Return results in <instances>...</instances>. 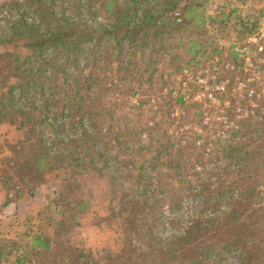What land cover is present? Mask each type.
<instances>
[{"label": "rangeland", "instance_id": "374dc122", "mask_svg": "<svg viewBox=\"0 0 264 264\" xmlns=\"http://www.w3.org/2000/svg\"><path fill=\"white\" fill-rule=\"evenodd\" d=\"M192 2L194 1L14 0L12 3H0V91L7 89V85L18 83L17 72L12 70L15 66L14 60L20 57V62L30 57L33 54L30 45L35 39V34H44L48 31V27L40 22L50 16L44 14L40 10L41 7H48L58 18H68L76 23L88 19L91 25L98 24L105 27L116 22L125 25L131 20L136 23L140 21L138 14L140 15L141 11L150 10L149 12H152L156 19L150 20L143 35L136 38L137 42L123 41L119 48L112 45L104 46L107 47L104 56L95 66L88 62L90 56L87 54L88 45L82 46L77 53L76 60L84 77L99 74L102 81L111 82L113 88H116L108 98H102L101 107L104 109V117L97 120L96 128L104 143L109 140L110 131L113 133L111 134L113 138L121 131V142L128 143L131 148L141 145L153 146L154 151L158 145L168 141L183 143V138L190 136L188 141L190 142L192 137L202 135L203 139L197 142V146L203 147L204 150H202L204 154L202 163L197 162L194 168L184 170L183 177L188 175L192 185L183 186L178 183L175 192L165 200L152 189L147 199L137 198L142 204L144 215L149 218V229L146 231L135 229V232H131L132 227L121 226L123 221L119 216L111 220L103 219H108L112 213L118 214V210L129 213L130 209L123 207L122 199L124 195H128V200L133 202L137 195L135 189L140 187L136 179L126 178L133 169L137 173L132 163L142 167L149 178L142 186L158 187L156 174L171 171L165 164L170 159L178 161L177 150L170 151L171 156H165L167 160H162L157 168H151L146 161L153 158L152 151H147L146 156L137 151L126 154L115 142L112 145L115 147L110 150V156L112 155V160L116 161L115 170L122 171L120 176L118 175L119 178L112 180L114 172L101 168L104 164H100L97 172L91 169L85 171L81 168L75 170L69 167L68 171L59 168L40 178L31 169L17 167L11 169L2 163L4 159L11 157V147L26 138L25 132L19 128L20 117L15 118L10 113L9 119L0 122V190L5 195L12 196L10 208L3 210V204L0 206V240L4 245L15 246L16 250L10 257L12 263L17 257L23 256L26 264H134L136 262L154 264L156 261L150 258H154L155 252L160 250L150 247L153 245V240L147 238V233L153 232V235L160 240L158 247L166 249L172 239L183 236L192 225H197L194 236L189 240L194 246L201 244L210 248L212 245L235 239L240 235L246 236L247 239L255 236L258 239L257 244L264 246V211H258L256 220L249 221L246 226L236 231L223 224L214 225L210 222V219L216 217L220 211L227 210L228 202L225 197L218 202H211V198L208 197L201 206L198 197L187 191L200 182L198 173H204L207 169L214 171L222 169L223 175L219 184L221 186L225 184V193L228 185L244 190L253 187L259 190V193L247 191L246 198H249V202L245 205L240 204L238 209L251 208L248 210L251 213L257 206L264 204V130L253 132L242 140L247 144L258 141L263 145L262 151H258L257 156L252 159V171L260 168L258 177L253 180L247 178L246 172L240 173L236 170L234 173L235 166H227L225 162L218 164L211 160L217 148L231 143L232 135L238 129H246L249 125L250 130H254L264 120L257 116L254 120L253 104L249 101L247 92L239 90V83L247 82L254 92L259 93L263 90L264 66L256 69L254 65L253 71L241 72L239 65H245L244 59L239 57L236 60L230 54L233 52L234 42L242 46L248 37L260 33L264 25V8L249 7L242 0H197L196 3L201 6L200 11H205L212 21L208 20L205 28H196L195 31L189 32L193 38L202 41V46L198 49L201 47L204 49L203 55L199 54L192 59V54L187 53V45L180 46L178 42L182 38H187L189 33L174 31L176 27H173L181 25L182 31L189 27L193 29L194 25L186 21L187 15L184 11L185 5ZM108 3H114L111 10ZM174 4L177 6L173 9ZM234 10L237 12V17L243 19L250 17L258 24L251 34L241 26L234 27L235 17L227 21L224 32L218 31V26L213 23L214 18ZM25 22L28 25L25 31L21 32L22 24ZM216 48L217 51L223 52L218 58L222 59L221 64L226 72L220 77L229 81L228 95L219 96L217 103L210 104L207 98H198L205 92L198 88L197 79L202 77L208 79L211 74V63L215 59L210 60V58ZM52 50L54 49L50 48L47 52L50 53ZM7 53H11L13 57H7ZM226 66L233 67L234 70L232 68L226 70ZM252 79L257 80L254 83ZM179 97H183L187 104L182 106L177 103L174 99ZM171 100L174 102H170ZM260 108L264 110V103ZM197 113H202V117L198 118ZM221 115L229 117L230 123L234 122L237 129L223 134L225 125L216 120ZM206 117L210 119L209 125L205 124ZM71 125L68 121L67 126ZM127 128L132 129L130 133L132 135L127 133ZM79 131L83 132L82 128ZM73 134L74 132H69L66 135L70 137ZM257 137L260 140H257ZM29 138L35 140L37 134L30 135ZM191 151L193 154V149ZM170 174L176 175L172 171ZM7 179H12V182L8 184ZM165 181L168 182L166 179ZM0 200L2 202L5 198L0 197ZM84 203L88 210L81 209ZM144 215L138 217H145ZM235 216L230 215L227 223H231ZM155 221H162L164 225L161 222L156 224ZM233 231L237 232L236 235ZM34 235L49 238L52 249L38 251L39 253L32 250L31 237ZM244 248L242 243L241 249ZM139 249L140 251L148 249L151 253L139 254ZM251 251L250 248L248 253L251 254ZM189 257L188 255L183 258L182 262ZM168 258L166 256L165 261ZM11 261L5 264H10ZM240 261L241 256L236 251L217 249L211 261L203 264H240ZM166 263L177 264V261L170 259Z\"/></svg>", "mask_w": 264, "mask_h": 264}, {"label": "trees", "instance_id": "16d2710c", "mask_svg": "<svg viewBox=\"0 0 264 264\" xmlns=\"http://www.w3.org/2000/svg\"><path fill=\"white\" fill-rule=\"evenodd\" d=\"M193 1L184 7L187 15L186 21L190 25H194L193 29L189 27L187 30L182 31L180 29L181 25H175L173 26L176 27L174 31L189 33L190 31H195L196 28H205V23L211 20V17H207L205 11H200L201 6H198L197 0ZM113 5L114 3H108L109 10L113 8ZM176 6L174 4L173 9ZM47 8H40L44 14L50 16L40 22V24L48 27L47 33L35 34V39L30 45L33 49V54L30 57L20 62V57H16L14 60L15 66L12 70L17 72L18 83L7 85V89L4 88L3 91H0V122L3 119H9L10 113L15 118L20 117L19 128L25 132L24 136L26 137L23 142L11 147V157L4 159L2 163H5L11 169H15V167L31 169L40 178L44 177L45 174L57 171L59 168H64L63 170L68 169V171L69 167L75 170L81 168L85 171L91 169L97 172L99 171L100 164H104L101 168L107 169L111 173L114 172L111 178L114 180L115 178H119L122 173L120 170H115L114 164L116 161L114 162L112 155L110 156V150L115 147L112 146L115 142H117L120 150L126 154L130 152L133 154L137 151L146 156L147 151H152L153 158L150 161L148 159L146 161V163L149 162L148 167L151 168H157L162 160H167L166 157L171 156L170 151L177 150L179 152L177 156L179 158L178 161L170 159L165 164L166 168H169L176 175H171V171L158 172L156 174L158 187L153 185L152 187L149 185L142 186L147 183V179L149 178L142 167H138L135 163H132L137 173L133 169L131 173L129 171L126 178L130 177L138 181V186L140 187L135 189L137 195H135L136 198L133 201L136 203L133 204L131 200H128L129 196L124 195L125 197L122 199L123 207L130 209L129 213L119 212L120 210H118V214L112 213L108 219H103L111 220L119 216L123 221L121 226L132 227L131 232H135V229L137 231H146L149 229V218L144 215L142 204L137 198L147 199L148 193L152 189L153 192L163 196L165 200L175 192V187L178 183L179 185L180 183L183 184V186L192 185V181L188 179V175H184L183 177V174L185 169L194 168L197 162L202 163L203 161V147L199 148L197 146V142L203 139L202 135L192 137L190 142H188L190 136H185L183 143L168 141V143L158 145L155 151L153 146L141 145L131 148L128 146V143L120 141L121 131L119 134L116 133L115 138H113L111 135L113 133L110 131V134H108L109 140L105 143L102 142L103 139L96 128L97 120L104 117V109L101 107L103 104L102 98H108L110 94L115 92L116 88H113L111 82L102 81L99 74L84 77L81 74L82 69L78 66L76 56L82 46L88 45L87 54L90 55L88 62L95 66L104 56L105 49L107 48L104 46L112 45L115 48H119L123 41L132 43L137 37L143 35V31L149 25L150 20L152 21L153 18L154 20L156 18L147 9L141 11L140 15L138 14L140 21L136 23H133L131 20L130 23L127 22L125 25H122L123 23L121 22H116L115 24L110 23L105 27L98 24V26L96 24L91 25L88 19L84 22L76 23L68 18H58L55 13ZM236 10L231 13H222L221 16L219 15L217 18H214L215 21L213 23L218 26V31L224 32L227 27V21L235 17L234 27L241 26L248 31L247 33L251 34L258 24L255 23L253 18L243 19L240 16L237 17ZM123 22L125 23L126 21ZM26 25H28L26 22L22 24L21 32L25 31ZM250 26L251 28H249ZM205 34H208L207 30ZM178 42L180 46L187 45V53L192 54V59L199 56V54L203 55V47L198 49L202 46V41L193 38L192 34L189 33L187 38H182ZM102 44L104 45L102 46ZM235 44L234 42L233 46ZM50 48L54 50L48 53L47 51ZM212 53L210 60L221 57L223 52L221 50L217 51L216 48ZM230 54L236 60L239 59L238 53L231 52ZM6 55L7 57H13L11 53H7ZM2 57L6 56L2 55ZM174 100H177V103L182 106L187 104L183 97ZM170 102L174 101L171 100ZM262 103H264V99L259 102V107ZM259 107L253 109L254 120L256 116L260 119L264 118V110L259 109ZM196 115L198 118L202 117V113H197ZM68 121L72 124L70 127L67 126ZM80 128H82L83 132L79 131ZM259 130H264V120L254 130H250L249 125L246 129H238L237 132L233 133L231 143L217 148V152L211 160H214L218 164L225 162L227 166H235L233 168L234 173L236 170L240 173L246 172L249 179L253 180L258 177L257 174L260 168L258 167L252 171V159L257 156L258 151H262L263 145L262 143H258V141L247 144L243 143L242 140L253 132L258 133ZM69 132H74V134L68 137L66 134ZM127 133H132V129L127 128ZM35 134H37V139L32 140L29 138L30 135ZM191 149H193L195 155L194 153L192 154ZM200 150L203 151L201 152ZM116 158H118V155ZM222 172V169L219 171L207 169L204 173H198V179H201L200 182H197L196 186L190 187L187 191L189 194H195L198 197L201 206L204 201L208 200V197L211 198V202H218L225 197L228 202L227 210L220 211L216 217L210 219V222L214 225L219 224L222 226L223 224L227 228L229 227V229L237 231L246 226L249 221L256 220L255 216L259 215L258 211H264V204L257 206L251 213L248 212L251 208L238 209L240 204L245 205L249 202V198H246L247 191L259 193V190L254 187L250 190H244L234 187V185H228L227 192L225 193V184H222V186L219 184L222 179ZM11 182L12 179H7L8 184ZM254 195L258 196V194ZM11 204L12 197L7 196L3 206L6 208ZM235 206L236 209L234 210ZM81 209L88 210V207L84 203ZM141 213L145 217L139 218L138 215L142 216ZM230 215L236 216L231 220V223H227ZM158 222L164 225L162 221H155L156 224ZM196 228L197 225L189 227L183 236L172 239L166 249L158 247L159 238L149 231L147 238L153 240V245L150 247L160 250V252L156 251L155 257L150 259L156 261L154 264H168L166 262L170 259L177 261V264H203L204 262L211 261L215 250L227 249L230 252L236 251L241 256L240 264H264V246L263 244H257V237L252 236L247 239L246 236L240 235L239 237H235V239H228L212 245L210 248L203 247L201 244L194 246L190 244L189 240L194 236ZM233 232L236 235L237 232ZM125 233H127L126 230ZM2 242L0 240V264H5L10 260L16 248L15 246L4 245ZM242 243L245 247L244 249H241ZM250 248L252 249L251 254L248 253ZM31 249L37 252L49 251L52 249V243L46 236L34 235L31 237ZM24 252L26 253L27 251L25 250ZM138 252H140L139 254L151 253L148 249L145 251H140L139 249ZM188 255L190 257L182 262V259ZM166 256L169 258L165 261ZM21 261L26 262V259L23 256L16 259L18 263ZM137 263L140 262L134 264Z\"/></svg>", "mask_w": 264, "mask_h": 264}, {"label": "built area", "instance_id": "2783aa9c", "mask_svg": "<svg viewBox=\"0 0 264 264\" xmlns=\"http://www.w3.org/2000/svg\"><path fill=\"white\" fill-rule=\"evenodd\" d=\"M14 0H0V3H12ZM243 3H246L247 6H260L264 8V0H242ZM264 28V25H263ZM262 28V29H263ZM260 30V33L253 34L247 38L242 46L235 44L233 46V52L238 53L239 57L244 59L245 65H239V69L241 72H248L254 70V65H256V69H261L264 66V30ZM221 58H215L214 61L211 63V74L209 75L208 79L204 77L197 79V86L201 89L204 94L199 96L198 98L201 99L202 97L207 98L209 103H217L220 99L219 96L228 95V85L229 81L222 80L221 74L225 73V69L221 64ZM234 70L233 67L226 66V70L231 69ZM257 79H252V82L255 83ZM247 82V81H246ZM248 83V82H247ZM247 83H239V90L241 92H247V96L249 101L253 104L254 109L259 107V102L264 99V89L261 90L259 93L254 92L252 88H249ZM250 85L252 83L249 82ZM247 99V100H248ZM227 105V104H226ZM220 124H224L225 127L224 133L229 132L230 130H236L235 123L229 121V117L220 116L216 119ZM210 119L206 117L205 124H209ZM226 129V131H225Z\"/></svg>", "mask_w": 264, "mask_h": 264}, {"label": "crops", "instance_id": "0c3cea01", "mask_svg": "<svg viewBox=\"0 0 264 264\" xmlns=\"http://www.w3.org/2000/svg\"><path fill=\"white\" fill-rule=\"evenodd\" d=\"M7 196H8V195H5V193H3V192L0 190V197H4V198H5V200H2V202H1V200H0V206H2V204L4 205V203H5L6 199H7ZM10 196H11V195H10ZM11 197H12V196H11ZM3 201H4V202H3ZM3 208H4L3 210H6V209L10 208V206H8V207H6V208L3 206ZM0 209H1V208H0ZM17 258H18V257H17ZM17 258H16V259H17ZM16 259L13 261V263H12V261H11L12 259H10V260H9V261H11L10 264H26V263H27V262H22V261H21L20 263H18V262H16ZM21 259H22V258H21Z\"/></svg>", "mask_w": 264, "mask_h": 264}]
</instances>
